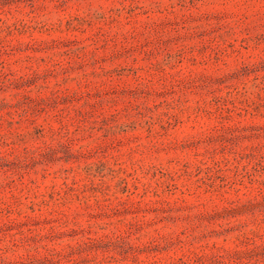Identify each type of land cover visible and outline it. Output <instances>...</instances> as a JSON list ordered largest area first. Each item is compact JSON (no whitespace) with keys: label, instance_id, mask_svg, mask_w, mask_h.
I'll use <instances>...</instances> for the list:
<instances>
[{"label":"rangeland","instance_id":"374dc122","mask_svg":"<svg viewBox=\"0 0 264 264\" xmlns=\"http://www.w3.org/2000/svg\"><path fill=\"white\" fill-rule=\"evenodd\" d=\"M0 264H264V0H0Z\"/></svg>","mask_w":264,"mask_h":264}]
</instances>
